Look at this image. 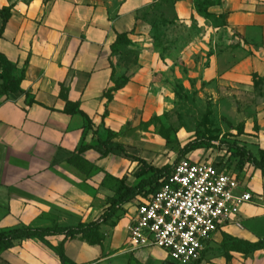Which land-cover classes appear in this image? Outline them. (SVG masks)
Instances as JSON below:
<instances>
[{
    "label": "crops",
    "instance_id": "1",
    "mask_svg": "<svg viewBox=\"0 0 264 264\" xmlns=\"http://www.w3.org/2000/svg\"><path fill=\"white\" fill-rule=\"evenodd\" d=\"M198 1L0 0V10L10 9L11 12L0 39V52L16 65L15 76H20L25 70L21 91L0 94V182L2 179H37L41 185L39 192H47L49 198L50 185L56 181L80 179L74 170L76 166L69 160L81 145H93L89 140H94V136L85 130L81 115L64 113L66 101L60 95L61 88L68 89L70 101L80 102L81 109L95 125H98L97 120L102 124V116L107 109L105 124L115 132L121 130L124 121L151 107L153 99L162 100L161 93L153 94L151 91L154 75L169 69L174 62L164 55V50H151L149 45L142 43L151 31L143 14L153 5L164 3L163 6H170L174 23L186 27L200 26L201 23L209 30L213 27L215 31L228 34L230 39L223 52H219L217 45L207 44L210 37L201 40L200 36L181 51L188 64L184 65L192 72L201 71V79L200 74L194 72L199 80L245 88L248 80L255 82L254 77L257 76L264 85V0H207L203 6L213 15L210 18L199 13ZM219 21L223 26L216 23ZM2 22L0 17V28ZM120 34H127L131 41L141 42L143 48L139 51L133 75L108 102L103 94L114 86L112 75L116 68L112 66L111 53ZM205 48L212 51L207 54L205 66L198 67L193 60L189 63L190 56L203 53ZM30 101L34 104L28 105ZM256 109L257 119L264 121V100L258 101ZM91 150L81 157L88 161ZM260 178L264 183L261 173ZM243 212L244 225L250 216ZM122 230H125L124 242L127 245V225ZM229 230H235L233 234L242 237L237 238L258 241L245 226ZM120 231L121 228L115 232L110 246L105 247L113 255L104 257L101 246L85 242L81 244L73 264H86L93 260L95 264H109L112 259L117 263L121 260L120 264H130L128 257L119 250L122 240L118 243L116 235ZM224 233L216 235L202 263L215 244H223ZM55 238L61 237L51 239ZM25 241L42 242L16 241L13 247ZM126 250L135 255L142 251H131L128 245ZM225 252L231 264H264L262 250L251 256ZM236 255L243 259H236Z\"/></svg>",
    "mask_w": 264,
    "mask_h": 264
},
{
    "label": "rangeland",
    "instance_id": "2",
    "mask_svg": "<svg viewBox=\"0 0 264 264\" xmlns=\"http://www.w3.org/2000/svg\"><path fill=\"white\" fill-rule=\"evenodd\" d=\"M143 16L151 27L149 36L142 41L143 45H149L151 50H164V55L174 63L169 69L154 75L151 91L153 94L161 93L162 100L153 99L151 107L124 121L112 144H123L129 154L144 158L153 167L162 168L174 163L180 149L189 141L197 137L210 139V145H203L189 154L188 158L200 162H226L244 180L255 200V204L242 207L243 214L250 216L244 226L253 238H264V183L260 172L250 165L241 167L234 155L237 150L227 146V143H237L258 156L260 148L264 146V121L257 119L256 107L258 101L264 100V85L260 81L248 80L245 88H241L199 80L194 72L199 73L201 79V71L192 72L191 68L188 69L181 51H185L200 36L201 40L203 37H210L207 44H215L219 52H223L230 39L228 34L221 30L215 31L213 27L209 30L201 23L200 26L194 24L191 27L174 23L170 6H151ZM216 23L223 26L220 21ZM122 44L115 48L111 56L112 66L116 68L114 79L123 84L133 75L132 71L143 45L139 41ZM205 49L201 54L197 52L190 56L189 63L193 60L196 66H205L207 54L212 52ZM260 96L261 99L258 100ZM97 124L96 126H101L100 120H97ZM246 130L249 131L247 134ZM96 134H92L94 140L90 139L89 142L99 147L101 145L96 138L107 139L108 132L102 127ZM88 155V161L78 159L80 167L74 168L80 179L56 181L54 185H50L49 198L47 192H39L41 185L36 182L37 179H2L0 232L26 226L87 223L108 206L120 187L121 180L126 186H136L141 181L138 177L141 165L120 151L102 157L100 153L91 150ZM148 176L149 174L146 175ZM128 220V208L123 206L115 219L101 228L103 241L100 248L104 257L114 254L106 251V248L113 242L115 232L121 228L116 240L118 243L122 240L119 250L128 257L130 264L169 263L170 261H163L159 250H142L138 255L126 250L125 230L122 229L128 224ZM233 232L236 231H227L234 237L242 238ZM85 242L87 241L82 238L64 242L66 259L63 263L59 256L62 237L43 242H19L10 250L0 248V264H73L81 244ZM225 251L221 242L215 244L201 264H231ZM235 258L243 259L240 255ZM112 260L109 264H120L121 261L118 260L117 263ZM95 262L93 260L86 264Z\"/></svg>",
    "mask_w": 264,
    "mask_h": 264
},
{
    "label": "built area",
    "instance_id": "3",
    "mask_svg": "<svg viewBox=\"0 0 264 264\" xmlns=\"http://www.w3.org/2000/svg\"><path fill=\"white\" fill-rule=\"evenodd\" d=\"M172 164L126 205L127 245L160 250L170 264H201L217 234L244 227L242 207L255 200L226 162L183 158Z\"/></svg>",
    "mask_w": 264,
    "mask_h": 264
},
{
    "label": "trees",
    "instance_id": "4",
    "mask_svg": "<svg viewBox=\"0 0 264 264\" xmlns=\"http://www.w3.org/2000/svg\"><path fill=\"white\" fill-rule=\"evenodd\" d=\"M206 1L207 0H199L197 9L201 15L210 18L213 15L208 13L207 8L203 6ZM163 4H160V6H163ZM10 16V9L0 10V17L3 20L2 26L0 28V39L3 37V33ZM130 42L131 40L128 38L127 34L118 35L117 42L112 46V52L115 50V48L117 49V47L123 45L122 43ZM15 69L16 65L9 61L8 58L0 52V81H2V83L0 84V94H10L21 91V82L24 79L25 70L22 71L20 76H15L13 74ZM114 73L115 71L113 70L112 80L114 86L109 88L103 94L108 102L113 100L114 93L122 89L124 84L128 81L127 80L123 84L120 83L117 79H114ZM254 79L255 82H259L262 80L257 78V76H255ZM60 95L66 101L64 113L72 116L77 114L81 115L84 119L85 130L92 132L94 135H97L96 132H98L100 128L104 127L108 132L107 139L96 138L101 145L99 147L88 144L81 145L75 155L69 160L70 163L74 164L77 167H80V163L78 164V159H80L81 161L83 160L81 155L88 150L95 149L101 154L102 157H107L110 154L120 151L124 156L132 159V161L134 162H138V164H140L142 167V170L138 174V177L141 179V181L136 186H126L124 181L121 180L120 187L108 203V208L95 220L87 223L60 224L48 227L26 226L0 232V248H2L3 250H7L13 247L14 242L16 241L39 240L43 242L53 237H63V244L60 247L59 251L60 260L63 263V261L66 259L64 242L75 238H82L85 239L90 245H102L103 238L100 234L102 226L110 224L115 219L119 210L123 206H126L129 202H131L135 197H137L143 190H145L146 187L153 184L154 182L159 181V179L164 178L171 171L173 164L166 165L162 168L153 167L152 165H149L144 158L129 154L123 144L113 145L112 141L116 137L117 132L113 131L105 124L104 120L109 113L107 109L105 111V114L102 116L101 126H96L93 120L81 109L80 102H72L68 99L67 88H61ZM32 104L34 103L31 101L28 102V105ZM211 143L212 141L210 139H199L198 137L189 141L184 147L180 149L178 158L175 162L183 158H188L189 154L196 152L203 145H210ZM227 146H232L237 150L235 151L234 155L238 158V164L241 167L250 165L255 171H259L264 177V149L261 148L258 152V156H256L252 151L248 150L246 147L237 145V143H234L233 145L227 143ZM227 168L231 169L228 166ZM148 174L149 176L146 177V175ZM223 247L226 251H234L241 253L244 256H251L257 251L264 250V238L256 242H251L234 237L228 233H224Z\"/></svg>",
    "mask_w": 264,
    "mask_h": 264
}]
</instances>
